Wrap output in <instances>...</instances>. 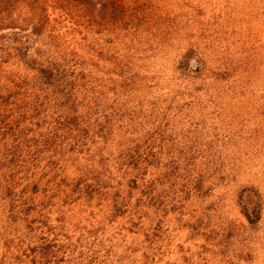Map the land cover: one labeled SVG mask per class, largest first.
Here are the masks:
<instances>
[{
	"label": "trees",
	"instance_id": "obj_1",
	"mask_svg": "<svg viewBox=\"0 0 264 264\" xmlns=\"http://www.w3.org/2000/svg\"><path fill=\"white\" fill-rule=\"evenodd\" d=\"M174 1L0 0V264H162L264 171V0ZM234 199L258 226L259 186Z\"/></svg>",
	"mask_w": 264,
	"mask_h": 264
},
{
	"label": "rangeland",
	"instance_id": "obj_2",
	"mask_svg": "<svg viewBox=\"0 0 264 264\" xmlns=\"http://www.w3.org/2000/svg\"><path fill=\"white\" fill-rule=\"evenodd\" d=\"M200 2L215 5L219 0ZM196 5V0H175L173 11L176 14H208L209 10H199ZM262 172L257 167L241 173L235 185L230 183L219 191L218 200L211 207L207 202L193 205L189 212L198 219L192 220L188 227L184 220H172L164 238L162 264H264V208L258 226L248 228L234 199L236 189L248 182L259 186L264 195Z\"/></svg>",
	"mask_w": 264,
	"mask_h": 264
}]
</instances>
